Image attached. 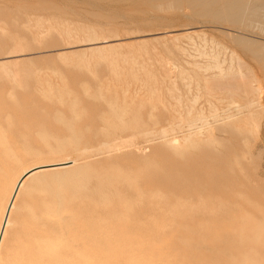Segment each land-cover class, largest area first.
Here are the masks:
<instances>
[{
	"label": "rangeland",
	"instance_id": "374dc122",
	"mask_svg": "<svg viewBox=\"0 0 264 264\" xmlns=\"http://www.w3.org/2000/svg\"><path fill=\"white\" fill-rule=\"evenodd\" d=\"M155 1L0 0V224L77 164L27 185L0 264L97 230L105 264H264V0Z\"/></svg>",
	"mask_w": 264,
	"mask_h": 264
},
{
	"label": "bare ground",
	"instance_id": "6f19581e",
	"mask_svg": "<svg viewBox=\"0 0 264 264\" xmlns=\"http://www.w3.org/2000/svg\"><path fill=\"white\" fill-rule=\"evenodd\" d=\"M155 0H152V2H154ZM151 2V1H150ZM156 2V1H155ZM148 3V2H147ZM158 3V1H157ZM159 4V3H158ZM157 4V5H158ZM150 6V5H149ZM156 6V5H155ZM216 6V5H215ZM228 7V5H227ZM203 10V9H202ZM208 12V11H207ZM240 17V16H239ZM56 27V26H55ZM51 28V27H50ZM49 31V29L47 30ZM70 32V31H69ZM67 33V31H66ZM69 35V34H68ZM4 36V35H3ZM44 36V35H43ZM40 37V36H39ZM42 37V35H41ZM67 38V37H66ZM76 38V36H75ZM20 43V41H18ZM92 43V42H91ZM91 43H88L89 45ZM93 43H96V42H93ZM98 43V42H97ZM96 43V44H97ZM17 44V43H16ZM93 45V44H92ZM19 46V45H18ZM20 53V52H19ZM71 55V54H70ZM214 60V59H213ZM216 61V60H215ZM216 63V62H215ZM1 65V64H0ZM187 65V64H186ZM217 68V66H215ZM126 72H127V69H125ZM217 70V69H216ZM205 71V70H204ZM125 72V71H124ZM206 72V71H205ZM139 74V73H138ZM151 79V78H150ZM168 80V79H167ZM127 82V81H126ZM126 82H125V85H126ZM128 83V82H127ZM113 85H117V84H113ZM122 85V84H121ZM124 85V84H123ZM126 86H130V85H126ZM52 87V86H51ZM107 87V86H106ZM112 87V86H111ZM111 87H109L111 89ZM116 87H119V86H116ZM114 86V89L116 88ZM125 87V86H124ZM123 87V88H124ZM108 88V87H107ZM108 88V89H109ZM113 88V87H112ZM120 89L122 87H119ZM127 88V87H126ZM118 89V88H117ZM119 89V90H120ZM128 89V88H127ZM47 90V89H46ZM116 90V89H115ZM129 90V89H128ZM104 91H107L106 88ZM122 91V90H121ZM125 88H124V91L123 94H125ZM99 92V91H97ZM103 92V90H102ZM101 92V94H102ZM109 92V91H108ZM120 93V92H119ZM129 93V92H128ZM135 93V92H134ZM138 93V91H137ZM100 94V93H99ZM100 94V95H101ZM112 94V93H111ZM122 94V93H121ZM128 95V94H127ZM130 95V93H129ZM129 95L127 97H129ZM135 95V94H134ZM134 95H132L131 97H134ZM125 96V95H124ZM119 97V96H118ZM123 97V96H122ZM138 97V95H137ZM54 98V97H53ZM120 99V97H119ZM129 98H127L126 100L128 101ZM14 100V99H13ZM124 99V101H126ZM135 99L133 98L132 102L134 101ZM117 101V100H116ZM123 102V100H121ZM108 102V101H107ZM131 102V100H130ZM129 102V103H130ZM134 103V102H133ZM132 103V105H133ZM125 104V103H124ZM130 105V106H132ZM127 106V105H126ZM129 106V105H128ZM123 107V106H122ZM109 108V107H108ZM111 108V107H110ZM116 109H118L117 107H115ZM124 108V107H123ZM122 108V109H123ZM131 108V107H130ZM125 109V108H124ZM128 110V109H127ZM117 111V110H116ZM121 111V110H119ZM129 112V111H128ZM115 112H113L114 114ZM122 113V112H120ZM126 114V113H125ZM127 115V114H126ZM124 116V115H123ZM117 117V116H116ZM121 118V117H120ZM119 118V119H120ZM116 120V119H115ZM119 121V120H118ZM117 122V120H116ZM123 122V121H122ZM129 122V121H128ZM119 123V122H118ZM120 125V124H119ZM122 125V124H121ZM136 125V124H135ZM124 126V124L122 125ZM104 132V130H103ZM102 132V133H103ZM107 132V131H106ZM100 133V132H99ZM108 134V133H107ZM120 134V133H119ZM148 134V133H147ZM121 138V137H119ZM190 139V137H188ZM187 138V139H188ZM191 138H193L191 136ZM76 140V139H75ZM122 140V139H121ZM161 140V139H160ZM119 141V140H118ZM167 141V140H166ZM188 141V140H186ZM191 140H189L190 142ZM117 142V141H116ZM165 142V141H164ZM172 144L173 141H171ZM171 142H168L169 143V146L171 144ZM69 143V142H68ZM73 143V142H72ZM101 143V142H100ZM103 143V142H102ZM105 143V142H104ZM118 143V142H117ZM116 143V144H117ZM120 143V142H119ZM118 143V144H119ZM167 143V142H166ZM68 145V144H67ZM70 145V144H69ZM102 145V144H101ZM113 145H115L113 143ZM180 145V144H179ZM61 146V145H60ZM72 145H70L71 147ZM79 146V145H78ZM116 146V145H115ZM114 146V147H115ZM168 146V145H167ZM173 146V145H172ZM84 147V146H83ZM102 147V146H101ZM105 147V146H103ZM109 147V145L107 146ZM175 147V146H174ZM63 148V147H61ZM81 148V146H80ZM100 149L97 148L93 151H96ZM63 150V149H62ZM64 151V150H63ZM87 151V150H86ZM86 151H83V154H87ZM76 152V150H75ZM91 152V151H89ZM104 152V151H103ZM82 154V152H80ZM102 153V152H100ZM77 154V153H76ZM7 155V157L9 158H12L14 157L13 154H5V156ZM78 155V154H77ZM98 154H96V157H97ZM103 155V154H102ZM82 156V155H81ZM100 156V155H99ZM83 157V156H82ZM93 157H95V154L93 155ZM95 157V158H96ZM72 159V157H70ZM84 158V157H83ZM82 158V159H83ZM69 160V159H68ZM75 160V159H74ZM81 160V158H80ZM89 161V159H87ZM86 160V162H87ZM91 160V158H90ZM76 161V160H75ZM75 161H62V162H59V163H53V164H49V165H44V166H37V167H34V168H31L29 170H26L22 176L17 180V182L14 184L11 192H10V195L7 199V202H6V205H5V210H4V213H3V216H2V219H1V224H0V251H2L3 249V246L7 240V233H8V230L9 228L11 227L12 223H13V215L18 207V203L20 201V198H21V195L23 193V191L25 190V188L27 187V185L33 180V178L39 174H42V173H47V172H53V171H63V170H70L71 168H73L76 164ZM81 162V161H80ZM85 162V161H84ZM77 163H79V161L77 160ZM80 164V163H79ZM77 165V164H76ZM5 167V166H4ZM3 168L2 166L0 165V173L2 172ZM64 174V173H63ZM20 176V175H19ZM17 177V176H16ZM7 193V192H6ZM51 196V195H50ZM54 197V196H53ZM51 198V197H50ZM60 204V203H59ZM2 206V205H1ZM2 208V207H0ZM1 210V209H0ZM57 213V212H56ZM60 220V219H59ZM61 221V220H60ZM52 224V223H51ZM54 224V223H53ZM61 224V223H60ZM56 225V222L55 224ZM59 225V224H58ZM64 227V226H63ZM102 231L101 230H97V231H92V232H88L86 233V239L83 243H79V244H74L72 242L71 239H67L66 241L64 242H56V243H52L50 245V247L47 248L46 250V253H45V256H44V260L45 258H52L53 262L55 264H105V261H106V250H105V247L103 245V243L98 239V236L99 234L101 233ZM41 260V259H40ZM43 260V261H44ZM46 262V261H45Z\"/></svg>",
	"mask_w": 264,
	"mask_h": 264
}]
</instances>
